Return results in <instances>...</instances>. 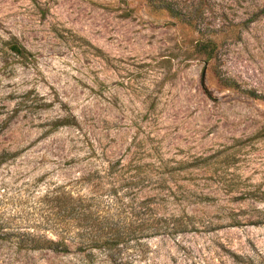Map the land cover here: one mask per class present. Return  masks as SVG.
<instances>
[{
    "label": "rangeland",
    "instance_id": "1",
    "mask_svg": "<svg viewBox=\"0 0 264 264\" xmlns=\"http://www.w3.org/2000/svg\"><path fill=\"white\" fill-rule=\"evenodd\" d=\"M12 37L27 58L4 46ZM253 92L264 96V0H0V264H264ZM52 191L93 197L125 233L144 218L160 233L19 247L14 230L60 236Z\"/></svg>",
    "mask_w": 264,
    "mask_h": 264
},
{
    "label": "trees",
    "instance_id": "2",
    "mask_svg": "<svg viewBox=\"0 0 264 264\" xmlns=\"http://www.w3.org/2000/svg\"><path fill=\"white\" fill-rule=\"evenodd\" d=\"M3 44L17 56L27 58L30 55L28 50L22 46L15 37L5 40ZM203 46L206 47L209 52L208 57L212 58L216 46L210 41L203 44ZM253 95L258 96L254 92ZM258 97L262 98L264 96ZM71 123L69 119L59 120L52 130ZM1 163L3 162H0V164ZM117 163H121V161L118 160ZM115 164L116 163H114L113 166ZM110 165L111 163L106 167L105 172L112 168ZM112 190L116 192V189L113 187ZM46 198L51 202V207L54 209L57 208L58 210L59 217L56 224L60 225L59 227L62 229L60 236L52 238L45 234H40L37 231L35 232V230H14V233H11V235L13 238H16L19 247L70 253L72 248L81 251L112 249L126 243L129 239L128 237L132 235L135 236L133 231L129 234L128 231L127 233L123 232L125 230H121V224L117 220H114L112 215H107L109 211L102 213L103 209H101L100 204H95L93 197L75 195L70 191H64L62 193L52 191L46 195ZM139 203L142 204L141 207L149 209L145 200ZM128 204H131V202ZM178 222L179 220L177 219L169 222L164 221V225H166L168 229L174 231L173 233L184 231L185 227L180 226L181 224ZM132 223V221L129 222V224ZM140 223L143 226L142 231L135 237L144 238L149 235L160 233V228L158 230L146 232L149 231V228L152 229L150 218H144Z\"/></svg>",
    "mask_w": 264,
    "mask_h": 264
}]
</instances>
